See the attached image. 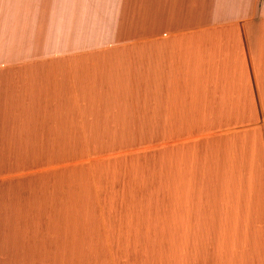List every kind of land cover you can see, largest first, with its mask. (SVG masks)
<instances>
[{"label": "crops", "instance_id": "crops-1", "mask_svg": "<svg viewBox=\"0 0 264 264\" xmlns=\"http://www.w3.org/2000/svg\"><path fill=\"white\" fill-rule=\"evenodd\" d=\"M0 264H264V0H0Z\"/></svg>", "mask_w": 264, "mask_h": 264}, {"label": "rangeland", "instance_id": "rangeland-1", "mask_svg": "<svg viewBox=\"0 0 264 264\" xmlns=\"http://www.w3.org/2000/svg\"><path fill=\"white\" fill-rule=\"evenodd\" d=\"M0 261H2V260H0Z\"/></svg>", "mask_w": 264, "mask_h": 264}]
</instances>
